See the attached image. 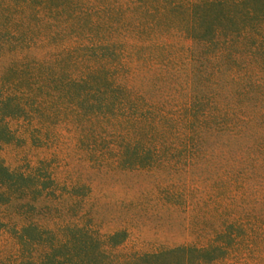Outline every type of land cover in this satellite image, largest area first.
<instances>
[{
    "label": "trees",
    "instance_id": "obj_1",
    "mask_svg": "<svg viewBox=\"0 0 264 264\" xmlns=\"http://www.w3.org/2000/svg\"><path fill=\"white\" fill-rule=\"evenodd\" d=\"M10 119L64 122L122 170L195 172L200 194L180 204L197 241L123 253L126 229L33 218L81 187L0 157L22 264H264V0H2L0 148Z\"/></svg>",
    "mask_w": 264,
    "mask_h": 264
},
{
    "label": "rangeland",
    "instance_id": "obj_2",
    "mask_svg": "<svg viewBox=\"0 0 264 264\" xmlns=\"http://www.w3.org/2000/svg\"><path fill=\"white\" fill-rule=\"evenodd\" d=\"M8 124L15 142L0 148L7 166L29 173L44 160L60 185L81 187L83 199L76 207H71L74 199L67 195L61 203L51 198L35 203L39 214L32 217L48 228L52 221H79L102 234L126 229L129 238L120 249L123 253L156 252L198 240L197 212L192 206L187 211L180 205L200 196L195 192V172L122 170L103 162L99 149H87V140L64 122L43 125L10 119ZM25 218L15 204L0 206V264H22L21 246L12 230L20 229Z\"/></svg>",
    "mask_w": 264,
    "mask_h": 264
}]
</instances>
